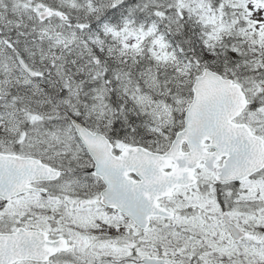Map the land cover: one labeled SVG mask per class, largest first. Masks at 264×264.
I'll return each instance as SVG.
<instances>
[{"label": "snow or ice", "instance_id": "obj_1", "mask_svg": "<svg viewBox=\"0 0 264 264\" xmlns=\"http://www.w3.org/2000/svg\"><path fill=\"white\" fill-rule=\"evenodd\" d=\"M0 264H264V0H0Z\"/></svg>", "mask_w": 264, "mask_h": 264}]
</instances>
